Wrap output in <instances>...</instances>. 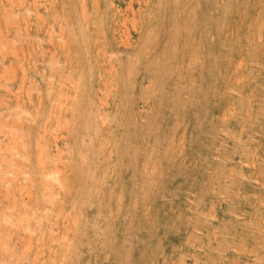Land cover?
Returning <instances> with one entry per match:
<instances>
[{
	"label": "rangeland",
	"instance_id": "374dc122",
	"mask_svg": "<svg viewBox=\"0 0 264 264\" xmlns=\"http://www.w3.org/2000/svg\"><path fill=\"white\" fill-rule=\"evenodd\" d=\"M0 32V264H264V0H0Z\"/></svg>",
	"mask_w": 264,
	"mask_h": 264
},
{
	"label": "bare ground",
	"instance_id": "6f19581e",
	"mask_svg": "<svg viewBox=\"0 0 264 264\" xmlns=\"http://www.w3.org/2000/svg\"><path fill=\"white\" fill-rule=\"evenodd\" d=\"M9 1H10V0H9ZM11 3H13V2H11ZM11 3H10V4H11ZM12 5H13V4H12ZM9 9H10V8H9ZM7 10H8V9H7ZM11 12H12V11H11ZM12 13H13V12H12ZM5 16H7V14H6ZM5 16H4V17H5ZM8 16H10V15H8ZM11 16H13V15H11ZM4 17H3V18H4ZM13 17H14V16H13ZM11 18H12V17H11ZM15 18H16V17H15ZM15 18H14V19H15ZM9 19H10V17H9ZM6 20H7L6 22H8L7 24H9L10 21H8V18H7ZM13 21H14V20H13ZM4 22H5V21H4ZM14 23H15V21H14ZM5 24H6V23H5ZM5 24H4V25H5ZM10 24H11V22H10ZM15 24H17V21H16ZM13 25H14V24H13ZM18 30H19V29H18ZM18 32H19V31H18ZM0 33H1V32H0ZM15 39H16V38H15ZM10 41L13 42L12 40H10ZM6 42H7V40H6ZM13 43H14V42H13ZM10 44H12V43H10ZM15 44H16V43H15ZM23 45H24V44H23ZM12 46H13V45H12ZM10 47H11V46H10ZM11 48H12V47H11ZM12 51H13V50H12ZM3 53H4V52H3Z\"/></svg>",
	"mask_w": 264,
	"mask_h": 264
}]
</instances>
